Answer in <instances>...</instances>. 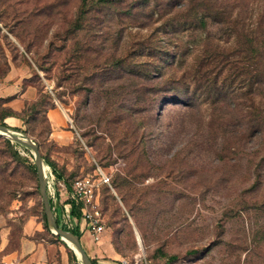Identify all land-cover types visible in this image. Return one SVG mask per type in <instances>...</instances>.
Instances as JSON below:
<instances>
[{
    "label": "rangeland",
    "instance_id": "374dc122",
    "mask_svg": "<svg viewBox=\"0 0 264 264\" xmlns=\"http://www.w3.org/2000/svg\"><path fill=\"white\" fill-rule=\"evenodd\" d=\"M234 1L239 29L253 25L264 37V0ZM180 7L181 0H0V82L14 64L30 65L26 85L35 87L16 116L22 122H4L36 141L55 182L88 177L95 184L107 231L101 242L80 232L97 249L93 259L264 264V124L251 122L264 112V73L261 89L250 85L243 43L252 35L241 34L238 54L230 49L236 32L212 21L206 32L192 30ZM198 33L222 37L232 60L222 71L221 108L194 87L188 96L170 84L180 101L161 110L160 73L166 66L171 72L172 54L189 49ZM196 54L173 64L178 77ZM251 93L263 101L253 104ZM4 114L0 101V122ZM5 138L0 134V261L26 235L55 246L59 261L64 246L73 260L74 250L45 224L32 150Z\"/></svg>",
    "mask_w": 264,
    "mask_h": 264
},
{
    "label": "trees",
    "instance_id": "16d2710c",
    "mask_svg": "<svg viewBox=\"0 0 264 264\" xmlns=\"http://www.w3.org/2000/svg\"><path fill=\"white\" fill-rule=\"evenodd\" d=\"M106 2H111L115 0H105ZM241 1V0H240ZM87 2V0H83V3ZM182 7L178 9L179 11L183 12L186 11L187 15L190 14L191 17V23L185 22V24H190L189 27H193L192 30H197L198 32H206L208 30V27L210 25V22H215L222 28L223 26L227 25L231 32H236L238 34V39L236 42V45H232L230 49L234 50L233 52H236L239 54L243 51V49H240L241 44V34L245 35H252L251 39L248 41H244L243 44H245L248 54H250V59L252 61H249L250 64L246 68V73L250 74V85L252 86L253 83L257 84L256 86H260V89L262 88L263 84V73H264V37H261L262 34L257 35V29L255 28L250 29V27H253V25L246 28V25H242L243 30L239 29V21L233 20V14L235 12V9L239 7L237 1L234 0H181ZM250 2L242 1V7H245L249 9ZM255 9V8H253ZM259 10V9H258ZM203 14L200 16L199 14ZM181 15H184L180 13ZM263 20L261 19L258 24H260L258 27L260 28L263 24ZM240 31V33H239ZM181 31H178V34H180ZM203 33H198L197 36L194 37L192 41V45L189 47V49L182 51L179 53V51L176 54H172L173 61L168 65L171 68V72H168L167 66L163 67L160 77L158 80H160L162 86H161V94L159 99H162V107L161 110L164 108L165 105L169 103H179L180 98L178 94L172 92V86L171 85H183L184 92L189 96V93L192 91V87H194V90H199L201 93L206 94L204 95L205 98L210 100L209 105L214 107L216 110L221 108V92H222V86H221V78H222V71L225 67H227L229 64H232V60L228 57V53L225 51L223 52V47L221 46L220 42L222 41L221 38L218 39H212V36L210 38L205 39V37L202 36ZM256 36V37H255ZM176 47L179 45L176 43ZM162 51V50H161ZM194 51L197 52L196 56H194V62L192 63V66L189 67V72L187 70L182 73L181 77L177 76V72L175 70V67L173 64L179 63L180 65L185 64L188 58L189 52ZM27 52H29L27 50ZM167 74L170 76L167 77ZM233 76H235V73H232ZM243 86H239L238 89L242 88ZM257 89V87H256ZM259 89V87H258ZM251 100H253V104L260 103L263 101L261 95H253L252 93L248 95ZM258 99V102H257ZM1 102H3L5 114L2 116L1 124L7 125V123L4 122V120L10 116H17L19 113L15 112L12 108L6 106V102L8 99L1 98ZM194 103L190 98H186V106L189 108L193 107ZM245 118L249 117L248 111L244 115ZM252 123H255V125L259 127H262L261 125L264 124V112L259 113L258 118L251 121ZM261 132H263L261 130ZM6 142L8 144H14V145H20L18 143H12L11 139L5 138ZM22 146V145H21ZM12 157L17 159L19 162L22 161L21 155L18 153V151H13ZM48 164L52 166L53 163L49 161L46 158ZM35 166V165H34ZM36 168V166H35ZM56 172V169H54ZM116 187L121 188V184L116 183ZM45 210V209H44ZM74 213L76 215H80L79 210H75ZM44 220L46 226H48L46 213L44 212ZM59 222V220H58ZM64 229H67L66 226H63ZM75 234H77L81 238V233L78 229L72 230ZM75 260L74 264H80L79 260L77 259L76 255H73ZM171 259L175 260L177 259V256H172ZM94 264H98L96 259H93Z\"/></svg>",
    "mask_w": 264,
    "mask_h": 264
},
{
    "label": "crops",
    "instance_id": "0c3cea01",
    "mask_svg": "<svg viewBox=\"0 0 264 264\" xmlns=\"http://www.w3.org/2000/svg\"><path fill=\"white\" fill-rule=\"evenodd\" d=\"M33 72L30 65L14 64L8 76L0 82V99H8L6 106L12 108L15 112H21L24 108L25 100L32 99L35 94V87L30 84L26 85V82L34 76ZM52 112H58V109ZM7 119L16 124L22 122L21 119L16 116H10ZM81 242L89 256L96 258L95 252H97V249L94 250L92 246H86L84 237H81ZM5 246L6 243H4V247ZM90 249L92 251H90ZM54 250H56L55 246L47 247L43 241L26 235L21 239L19 248L6 254L3 260H16L23 264L75 263V260H72L70 256L69 250L64 246L60 249L62 252L60 261L56 260L54 257ZM97 262L98 264H125L120 258L114 256L97 259Z\"/></svg>",
    "mask_w": 264,
    "mask_h": 264
},
{
    "label": "built area",
    "instance_id": "2783aa9c",
    "mask_svg": "<svg viewBox=\"0 0 264 264\" xmlns=\"http://www.w3.org/2000/svg\"><path fill=\"white\" fill-rule=\"evenodd\" d=\"M46 178L49 197L60 226H66L71 231L78 229L81 233L89 232L95 242H101L107 230L103 224L96 186L91 179L83 177L71 183L65 180L55 182L57 177L51 165H47ZM64 191L68 193V197L62 200ZM76 209L80 211V215L74 213ZM0 264L23 263L2 260Z\"/></svg>",
    "mask_w": 264,
    "mask_h": 264
},
{
    "label": "water",
    "instance_id": "95a60500",
    "mask_svg": "<svg viewBox=\"0 0 264 264\" xmlns=\"http://www.w3.org/2000/svg\"><path fill=\"white\" fill-rule=\"evenodd\" d=\"M0 134L7 136L9 139L18 143L26 148L32 150L35 165L37 168V174L39 179L40 193L43 200V205L46 213L47 223L51 231L58 235L62 240H64L71 247L72 243L79 251V254L74 250L79 262L81 264H94L93 258L89 256L86 249L84 248L81 238L75 234L73 231L64 229L60 226L57 216L54 212L52 202L49 197L48 187H47V178H46V168L47 164L40 150V146L34 141L28 134L20 132L16 129L9 127L8 125L0 123Z\"/></svg>",
    "mask_w": 264,
    "mask_h": 264
},
{
    "label": "bare ground",
    "instance_id": "6f19581e",
    "mask_svg": "<svg viewBox=\"0 0 264 264\" xmlns=\"http://www.w3.org/2000/svg\"><path fill=\"white\" fill-rule=\"evenodd\" d=\"M70 245H71V247H72L74 250H76V251L78 252V254H79L78 249H77L72 243H70Z\"/></svg>",
    "mask_w": 264,
    "mask_h": 264
}]
</instances>
